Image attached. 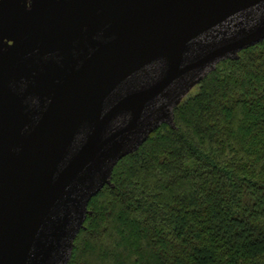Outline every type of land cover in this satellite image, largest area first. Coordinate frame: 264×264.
Listing matches in <instances>:
<instances>
[{"label":"water","instance_id":"1","mask_svg":"<svg viewBox=\"0 0 264 264\" xmlns=\"http://www.w3.org/2000/svg\"><path fill=\"white\" fill-rule=\"evenodd\" d=\"M262 40L264 0H0V264H67L118 161Z\"/></svg>","mask_w":264,"mask_h":264},{"label":"trees","instance_id":"2","mask_svg":"<svg viewBox=\"0 0 264 264\" xmlns=\"http://www.w3.org/2000/svg\"><path fill=\"white\" fill-rule=\"evenodd\" d=\"M113 168L67 264H264V40Z\"/></svg>","mask_w":264,"mask_h":264},{"label":"rangeland","instance_id":"3","mask_svg":"<svg viewBox=\"0 0 264 264\" xmlns=\"http://www.w3.org/2000/svg\"><path fill=\"white\" fill-rule=\"evenodd\" d=\"M253 16H258V11H256V13L253 14ZM233 29H234V27H232L231 29H229L228 32H229V31H232ZM223 30H225V28H224ZM221 37H223V35H221V34L219 35V37H217V38H215V39H213L212 37H209V40L205 41L204 44H205V45H208V46L212 45L213 43L215 44L216 42L219 41V39H220ZM220 40H221V39H220ZM196 49L199 50L198 48H196ZM155 64H156V63H155ZM153 65H154V64H151V65H148V66H147V69H148V71H149V74H151V76H152V75L155 76V73H153ZM138 74H139L140 76L143 75L142 72H139ZM141 78H145V76H142ZM196 90H197V86L195 85L194 87H192V89L189 91L188 94H192V93H194Z\"/></svg>","mask_w":264,"mask_h":264}]
</instances>
